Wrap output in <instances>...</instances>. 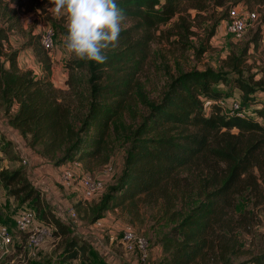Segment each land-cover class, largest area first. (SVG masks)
Instances as JSON below:
<instances>
[{"label":"trees","instance_id":"obj_1","mask_svg":"<svg viewBox=\"0 0 264 264\" xmlns=\"http://www.w3.org/2000/svg\"><path fill=\"white\" fill-rule=\"evenodd\" d=\"M227 1L117 0L131 24L121 32L117 46L107 50V62L72 59L64 64V84L76 89L77 109L51 81V59L41 35L28 37L17 49L10 44L11 35L22 31V15L40 9L41 3L0 0V106L9 116L8 126L27 139L30 148L39 149L41 156L54 158V166L95 160L110 133L126 132L129 147L120 175L101 196L92 221L126 203L160 202L170 229L159 239L162 259L157 264H233L241 255L237 232L250 220L237 213L239 201L255 197L258 206L264 199L260 185L264 181V100L256 98L264 87L252 86L241 77L246 52L229 58L231 73L205 69L170 76L158 102L142 99L147 113L140 123L133 128L120 125L119 117L131 101L136 77L159 28L177 18L171 30L161 35L174 36L186 45L192 35L188 20H198L207 3L223 8ZM252 1L264 0H246ZM189 8L196 11L193 17ZM214 27L207 38L214 35ZM261 40L252 38L254 43ZM26 49L32 50L40 67L36 76L20 69L19 55ZM205 51L202 46L198 54ZM221 85L240 91L237 113L224 109ZM207 101L211 103L204 109ZM0 184L9 196L21 197V205L31 201L30 206L38 210L37 221L53 229L52 234L70 235L69 224L55 216L21 169H0ZM82 241L69 238L55 264L86 259ZM238 264H264V250Z\"/></svg>","mask_w":264,"mask_h":264},{"label":"rangeland","instance_id":"obj_2","mask_svg":"<svg viewBox=\"0 0 264 264\" xmlns=\"http://www.w3.org/2000/svg\"><path fill=\"white\" fill-rule=\"evenodd\" d=\"M38 1L41 3V8L22 15V31H15L11 35L10 44L17 49L27 41L28 37L42 35L46 30H51L54 42L53 49L49 52L51 78L56 88L72 100L74 106L79 109L80 100L76 104V99L79 98L76 97V89H69L64 84L67 74L64 64L72 60L68 57L61 41V34L65 32L64 21L47 10V7L51 6L48 5V0ZM206 6V11L198 13L200 17L198 20H188L192 24V35L188 36L186 45L181 41H175L174 36L167 39L166 36L161 35V32L166 33L171 30L177 18L170 24L161 26L155 33L148 55L136 77L137 86L133 91L131 101L119 117L121 126L133 128L140 123L147 113L142 99L152 103L158 102L166 90L170 76L174 77L190 70L205 69L231 73V68L227 66L229 58L239 57L243 52H246V57H244L245 63L241 69V77L252 86L264 87V1L260 4L255 1L247 4L246 0H228L223 8L214 6L212 2L207 3ZM231 7H237L242 12L257 11L260 15L258 22L240 40H235L225 29L227 9ZM188 10L192 17L196 14L194 9L189 8ZM130 24L131 22L126 21L125 27ZM213 26H215L214 35L207 38V33ZM255 35L257 38L262 37V40L254 43L252 38ZM202 46L206 48V51L198 54ZM18 62L21 70H31L35 76L40 73V67L31 49L22 51ZM81 77L84 78L82 73ZM219 89L223 91V97L226 98L225 101L221 100L224 109L228 110L230 107L227 105L230 106L234 102L238 107L241 106L238 89H231L224 85H221ZM85 91L81 90L82 93ZM256 96L259 100H264V93L260 90ZM8 117L0 106V123L6 129H8ZM128 147L126 132H122L120 136L113 132L110 133L108 143L97 159L85 163L79 162L77 166L70 164L54 166L55 159L41 156L39 149L34 150L28 146L27 139H19L4 129L0 130V169L7 172L21 169L30 183L38 180L46 186H50L49 183L55 185L61 194L57 200L60 199L63 202L59 203L54 200L49 189L46 194L41 195V198L52 208L55 216L63 222H68L71 228L70 235L65 237L52 234L53 229L48 228L49 233L42 239L41 246L34 255L30 256L25 250L27 235L18 233L11 219L8 228L12 235V245L7 250H0V264H55L61 257L66 241L71 237L83 240L82 242L87 245H85L86 259H77L66 264H157L162 259L159 239L170 229V225L162 217L163 210L160 202L152 206L145 203L134 205L126 203L113 212L105 213L101 219L97 220L99 225L92 221L93 210L101 196L108 187L115 184L120 175ZM22 157L28 160L29 166L21 163ZM104 158H107V161H103ZM64 169L71 170L76 178L83 175L91 176L102 183V191L89 200L78 198L77 189L74 192L64 191L58 184L60 173ZM260 185L264 193V181L261 180ZM6 195L13 199L16 206L21 205L19 203L21 197L9 196L7 189ZM256 201L258 198L255 197H243L239 201L237 213L247 215L250 220L247 227L237 232L241 255L234 260L233 264L244 262L264 250V199L258 206L254 205ZM30 204L31 201H28L23 206L32 208ZM32 209L37 218L38 210ZM71 212L74 213V217ZM12 216L13 214L10 215ZM36 224L43 225L37 220ZM125 228H130L136 237L146 241L148 257L145 262H140L136 251L132 253L124 250L120 242L122 231Z\"/></svg>","mask_w":264,"mask_h":264},{"label":"built area","instance_id":"obj_3","mask_svg":"<svg viewBox=\"0 0 264 264\" xmlns=\"http://www.w3.org/2000/svg\"><path fill=\"white\" fill-rule=\"evenodd\" d=\"M260 15L257 11H245L238 10L237 7H231L227 12V19L225 21V29L229 35L235 40L243 38L245 33L252 29L253 25L258 22ZM41 44L45 50L50 52L53 49V33L51 30H46L41 35ZM211 102L204 103V109H207ZM237 103L234 102L228 108V112L237 113L239 111ZM241 115V114H240ZM27 159L22 157L21 163L25 166H29ZM79 163H72L70 165L77 166ZM68 165V166H70ZM32 186L43 192L44 185L38 180L31 181ZM58 184L64 190H81V198L89 200L96 194L102 191V183L93 179L91 176L83 175L78 178L69 169L61 171ZM72 213V212H71ZM74 217V213L71 214ZM36 213L32 208L22 206L19 210L18 216L14 220L15 229L20 234H26L27 240L25 250L29 252L30 256L34 255L35 251L41 246L42 239L46 237L49 230L43 225L36 224ZM99 225V222H95ZM126 252H137L140 257V262L147 260L148 254L146 249V241L142 238H138L134 235V232L130 228H125L122 231V237L120 242ZM12 245V235L10 229L6 225H0V250H7Z\"/></svg>","mask_w":264,"mask_h":264},{"label":"clouds","instance_id":"obj_4","mask_svg":"<svg viewBox=\"0 0 264 264\" xmlns=\"http://www.w3.org/2000/svg\"><path fill=\"white\" fill-rule=\"evenodd\" d=\"M47 10L64 21L61 34L70 59L104 64L125 30L126 15L117 0H48Z\"/></svg>","mask_w":264,"mask_h":264},{"label":"crops","instance_id":"obj_5","mask_svg":"<svg viewBox=\"0 0 264 264\" xmlns=\"http://www.w3.org/2000/svg\"><path fill=\"white\" fill-rule=\"evenodd\" d=\"M51 81H52L53 85L56 87V85L54 84L53 78H51ZM227 106L230 107L231 105L230 106L227 105ZM2 129H4L6 132H9L10 134L11 133L14 134V136L16 138L18 137L20 139L19 134H18L17 131L11 129L9 126H8V129H6L0 123V130L2 131ZM60 168H62V167H60ZM43 185H44V188H43V192L41 193V195L46 194L48 192L47 189H49V191L51 192V194L54 196V200H57L58 196L61 195L59 189L55 185H53L52 183H49L50 186H48V185L46 186L45 184H43ZM77 190H78L77 195L79 194L78 195V198H81V190L80 189H77ZM64 191H67V190H64ZM68 191H73L74 192L75 190H68ZM81 199H83V198H81ZM57 201L59 203L63 202V200H60V199L57 200ZM25 204H23V205H25ZM23 205L16 206V204L13 202V199L7 197V195H6V189H4L3 187H1V184H0V225H7L9 227L10 226L9 223H10V220L11 219H12V221L14 223V220L18 216V213H19L18 210ZM11 214H13L12 217H10ZM54 214H55V212H54ZM72 222H74V221H72ZM64 223L69 224L68 222H64Z\"/></svg>","mask_w":264,"mask_h":264}]
</instances>
